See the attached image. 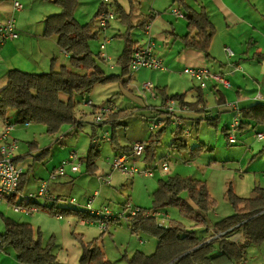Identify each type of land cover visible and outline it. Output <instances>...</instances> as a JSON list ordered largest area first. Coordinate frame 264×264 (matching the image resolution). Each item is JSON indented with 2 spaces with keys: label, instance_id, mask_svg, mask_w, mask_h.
Returning a JSON list of instances; mask_svg holds the SVG:
<instances>
[{
  "label": "rangeland",
  "instance_id": "rangeland-1",
  "mask_svg": "<svg viewBox=\"0 0 264 264\" xmlns=\"http://www.w3.org/2000/svg\"><path fill=\"white\" fill-rule=\"evenodd\" d=\"M111 1L114 3V0ZM118 1L127 11L131 9L130 2L135 3L133 23H137L143 15H147L150 6L153 9L160 10L163 14L172 16L169 7L172 5L173 0ZM18 2L24 10L18 13L15 11L13 19L16 26L28 24L32 31L36 33H43L46 18L61 12V8L54 3V0H18ZM82 2L76 7L74 16L81 24L91 23L94 29L98 26V23L94 21V17L101 4L96 0ZM173 18L175 20V17ZM19 30L23 29L19 28ZM26 31H29L28 28ZM125 31L126 27L119 19L111 21L107 33L113 37L115 42L113 45H106L107 50L105 52L113 48V51H115L116 44L123 46V41L119 35H121L120 32L124 33ZM139 32V29H135L133 33L134 40L139 39ZM20 35H23L22 32ZM102 44H104V41L101 42L95 39L90 42V48L98 54ZM118 58L119 54H115V59L112 62L103 63V68L108 73L121 74L122 67L118 64ZM61 65L69 66L70 60L69 64L68 62H62ZM110 65L115 66L116 69L111 70ZM165 74L167 73L146 69L139 72L131 71L124 77L125 83L118 82L96 86L86 96L85 101L76 108L77 118L82 122V125L72 127L65 124L55 135L48 134L46 127L41 124L31 123L28 128L24 124H16V111L9 110L8 121L14 126L12 136L18 140L19 144L17 152L26 154V160L21 165L27 173V180L22 194L26 195L30 192L37 194L40 184L49 180V174L53 169L59 168L62 161L68 160L71 154L75 153V163L81 166V171L72 174L70 169L67 168L66 176L58 180L60 184L56 185L57 182L49 183V190L53 194L61 193L62 200L59 205L62 207L72 206L85 211V203L92 198L94 200L92 205L94 210L107 207L115 215L124 213L123 207L126 203H131L141 209H152L154 207L153 194L158 189L159 182L161 180L168 181L171 177L179 175L185 178H195L206 183L211 197L216 202L215 210L207 215L210 225L234 214V208L227 199V191L230 187L236 195L242 198L254 197L255 187L264 188V140L259 141L256 137V133L260 130L264 132V128L257 126L259 128L254 129L255 126L244 132L232 129L230 133H233L238 141L236 145H230L223 128L234 124L235 116L233 112L221 111L220 105L218 106L215 99V93H212L209 89L203 90L202 93L206 98V100L204 98V101H207L206 105L209 113L213 116L219 114L217 115L219 117L217 125H209L207 121H202L200 125H192L191 121H187L188 126L186 125L184 128L190 130L191 134L186 135L185 141L188 144V149L182 152L173 151L170 148L176 123L167 125L160 142L155 146L154 158L151 161H145L143 156L137 161L140 165L149 164L146 167L153 171V178L138 174L134 178L127 177L112 169V163L117 153L111 142L103 139L107 132L111 139L110 128H97V135L93 138L95 131L94 108L87 103L91 100L94 105L101 106L104 102L108 104L113 101L114 105L117 104L123 110L138 108L137 114L126 119L125 125L117 129L119 143L122 146H128L130 143L146 142L151 135L150 127L154 123H162V119L167 117L166 114L159 116L155 111V107L160 105L161 99L156 101L152 99V94L156 97L158 88L165 86V84H162L167 81ZM240 75L241 73L235 74L238 77ZM134 76L135 78H133ZM179 76L181 80L191 84H187L182 88L171 85L169 92L173 90L174 94L178 92L181 95L185 92H191L192 94L190 93L186 98L187 100L192 99L199 88L198 84L184 74L183 68L179 71ZM228 79L233 83L232 86L241 88L239 92L243 97L250 95L255 96L258 100L261 99L259 97L261 96L260 91L264 94V84H234L235 78L229 77ZM146 83H152V92L145 88L144 84ZM219 87L222 88L221 91H224V87ZM236 91L237 88H234L232 92L230 91L231 98L225 104L226 108L232 110L231 106H236L235 104L239 101L240 97H237ZM130 95L140 96L148 107L144 108L139 101ZM63 98H66V96H63ZM175 121L173 119V122ZM162 127L163 124L160 125L157 131L161 130ZM93 139L97 141L99 153L95 158V174H88L85 158L88 156ZM95 142L93 143L95 144ZM200 146L203 147L198 151V155L193 157L191 155L192 150ZM45 150H48V153ZM163 162L168 163L169 171L164 172L161 169ZM144 167L141 166V169L144 170ZM95 192H98L97 197H94ZM182 196L186 198L187 194L184 193ZM71 199L76 200L75 206L70 204ZM38 202L43 206L52 205L46 199H39ZM41 210L39 213L26 215L16 212L14 204L0 206V234L5 232L3 219L10 218L20 223L32 225L35 238H40L44 245L50 244L53 247L58 264H78L82 253L80 242L76 238L78 235L83 236L84 242L98 240V244L103 248L107 259L114 264H127L123 256L127 253L130 255L133 251L140 250L146 254H151L155 251L157 245V240L152 236L140 234L137 237L132 235L125 218L112 223L109 226V231L102 235L98 224H90L89 220H87L89 224L84 225L77 216L66 214H63L62 220H58L57 216L49 209ZM161 212L167 214V217H158L157 219L162 226L169 227L172 221H177L183 223L189 229L196 230L200 237L207 232V227H193L191 221L182 217L173 207ZM118 226H120L119 232H115L114 228ZM208 234V237L213 239L211 238L213 234ZM139 238H142L143 242L141 246L137 247L141 240ZM232 240L241 242L243 239L240 235H235ZM245 258L249 264H264V243L251 246ZM0 264L22 263L18 261L15 251L12 248H7L0 251Z\"/></svg>",
  "mask_w": 264,
  "mask_h": 264
},
{
  "label": "trees",
  "instance_id": "trees-1",
  "mask_svg": "<svg viewBox=\"0 0 264 264\" xmlns=\"http://www.w3.org/2000/svg\"><path fill=\"white\" fill-rule=\"evenodd\" d=\"M2 2L3 0H0V5ZM54 3L61 8V12L45 19L43 36L56 37L58 46L70 56V67L63 66L59 70L51 69L47 73L40 74L28 73L18 69L10 70L7 73V85L0 92V120L11 124L8 121V112L15 110L16 124H41L46 127L47 133L51 135L57 134L65 124L72 127L81 126L82 122L78 120L76 114L77 106L85 101L86 96L98 85L125 83L124 77L130 73L132 57L135 51L139 49L138 43L132 40L130 34L133 28L131 13L127 14L118 5L117 9L114 10L116 16L123 24L128 25L129 29L123 36L125 46L118 60L122 72L121 74L108 73L103 68V63L106 61L101 57V53L96 54L90 48V42L98 39L100 31L94 30L91 23L81 24L74 16L80 0H54ZM173 4L178 5L188 22V33L181 38L184 48L200 51L209 57L215 28L206 11L197 12L187 6L184 0H174ZM103 11L108 10L104 5H100L94 21L98 22L97 20ZM153 17V14L147 16L136 27L145 29ZM164 91L163 89L161 92ZM161 97L162 106L156 112L159 116L166 114L167 117L162 119V129L156 133L152 132L148 140L143 142L145 144L143 155L145 161H151L154 158L155 146L160 142L166 126L174 123L173 119H177L165 109L166 102L174 100L178 103L179 108L186 107L196 112L198 105L204 100L202 93L198 95V100L193 103L185 102V95L169 96L164 94ZM92 106L94 108L93 114H96L100 108ZM137 112L138 108L135 107L108 114L102 123H94L93 138L97 135V128H110L112 133L111 144L117 155L129 153L134 144L129 147H122L118 140L117 129L124 126L126 119L136 115ZM241 115L248 122L241 119L238 130L242 131L249 128L250 122L264 126V104L262 103L242 110ZM218 119L217 116L207 121L209 125H217ZM186 130L182 124L176 125L170 146L173 151L182 152L188 149V144L185 141ZM223 132L228 139L229 130L224 127ZM95 141L96 139L92 140L88 156L85 158L88 174H95V158L99 153L98 144ZM201 147L203 146L193 149L191 155L196 157ZM45 151L48 153V150ZM15 163L18 164L16 159ZM24 176L23 174L18 193L9 201L37 206L39 210L49 209L55 216L75 215L80 220L99 221L96 216H91L87 207L83 211L72 206H60L62 199L58 196L53 201L46 199L52 204L50 206L40 205L38 200L41 198L37 197L31 200L28 198L29 194L20 196L19 192H21ZM184 193L187 194L186 198L182 196ZM254 195L252 198H242L236 195L230 187L227 191V199L234 208V214L210 225L207 215L215 210L216 202L211 197L205 182L179 175L171 177L168 181L161 180L158 189L153 194L154 207L152 209L137 207L139 212L136 216L126 218L132 235L138 237L140 234H145L157 240L156 250L152 254H146L139 250L131 256L124 255L123 258L127 264L248 263L245 258L248 249L253 245L264 243V188L255 187ZM70 204L75 206L76 202L70 200ZM170 207L175 208L182 217L191 221L193 227H207L206 234L200 237L196 230L189 229L177 221H172L169 227L160 225L157 221L158 216L152 214ZM120 220L110 221L109 226ZM4 222L5 232L0 234L1 250L12 248L18 261L22 264H58L53 247L50 244L44 245L40 238H35L32 225L20 223L10 218L5 219ZM208 233L213 234L211 237L213 239L208 237ZM235 235H240L243 240L234 242L232 238ZM76 238L79 240L82 249L78 264H114L107 259L106 253L98 244V240L84 242L82 235H78ZM139 239L142 240V238Z\"/></svg>",
  "mask_w": 264,
  "mask_h": 264
},
{
  "label": "crops",
  "instance_id": "crops-1",
  "mask_svg": "<svg viewBox=\"0 0 264 264\" xmlns=\"http://www.w3.org/2000/svg\"><path fill=\"white\" fill-rule=\"evenodd\" d=\"M82 1L85 0H80V3L78 5L82 4L83 3ZM173 1H172V5L169 8L170 9L178 8V5L173 4ZM15 2H18V0H3V2L0 5V24L6 23L10 20H14L13 18L15 15V11L17 13L19 12L14 8ZM184 2L186 3L187 6H189L190 8L194 9L197 12H200L201 10H205L208 16L210 17V21L215 28V35L213 37L209 49V54H210L209 57H207L204 53L200 51L184 48L181 38L186 36L188 33V22L186 21L185 18H178L174 16L170 11L172 16L175 17L174 20V18L171 15L163 14L160 12V10L153 9V7L150 6L149 13L147 15H143L142 18L137 23H133L132 18L134 11L136 9V5L133 1L130 2V7H131L130 11H127L121 5V3H119L118 0H114V3L112 4L113 5L112 8L114 10L117 9L119 5L124 9V11L127 14L131 13V25L133 26V28L130 34L132 40L138 43V47L144 46L147 43L149 37H151V39L155 43V53L163 61V65H165L164 66L165 70L159 71L160 73H167L165 74L167 81L165 83H162L165 84V86L163 87L160 86L158 88L157 90L158 94L156 97H154V94H152V99L154 101L161 99L160 105L155 107V111H157L158 108L162 106L163 101L161 96H163L164 94L169 96L178 95V94L181 95L178 92L174 94L175 92L173 90H170L169 92V88L171 85L174 87L178 86L182 88L184 86H187V84H191L190 82H185L184 80H181L179 76V71L181 70V68H183L184 74L187 77H189L191 80L196 82L199 86L196 95H194V97H192V99L190 100H187L186 96H188L191 92L187 91L188 93L186 92L182 93V95H185L184 97L185 102H189V103L196 102L198 100V95L202 93L203 90L209 89V91L215 93V99L217 101L218 106L220 105L219 108H221V111L233 112V115L235 116L234 121H238L240 123L242 119L243 121L248 122L247 120L244 119V117H242L241 111L246 110L257 103L264 104V94L260 91L259 94L261 95V99L258 100L255 98V96L248 95L246 97H243L239 92L241 88L232 86L231 84L233 83H231L228 78L229 77L235 78L234 84H252V83L264 84V80H262V78H264V0H184ZM151 14H153L154 17L151 20V22L147 25L149 26V30L136 27L140 21H142ZM115 19L116 20L118 19L117 16ZM119 21L121 20L119 19ZM124 25L126 27V31L124 33L120 32L121 35H119L123 41V46L116 44L115 51H113L114 49L113 48L105 52L109 56L111 60L110 62H112L115 59V54L117 55L119 54V58H120L124 50L125 42L123 36L124 34L127 33L129 29L128 25L126 24ZM110 26L111 23L105 31H101L99 29V26L94 28V30L100 31L98 40L101 42L104 41V43H107V45H113L115 42L113 37L107 33ZM17 28L18 30L19 28L23 29V30H19L20 34L22 32L23 35L22 36L20 35L19 39L15 41L7 42L0 51V92L7 85V73L10 70L18 69L28 73L40 74V73H47L51 69L59 70L63 66L70 67V65L69 66L61 65L62 62H68L69 64L70 56L58 46L56 37H44L43 36L44 31L43 33L33 32L28 24L17 26ZM27 28L29 30L28 32L26 31ZM135 29L140 30L138 34L139 36L138 40L133 39V33L135 32ZM226 49L230 50L232 54L227 52ZM105 50H107V48ZM108 52L110 55L108 54ZM99 53H101V50ZM114 67L115 66L110 65L111 70H115L116 68ZM199 67L207 68L210 72L214 74H221L224 77L226 76L227 78L225 77V79H227L230 82L231 88L229 87L230 89H228L224 87L223 89L224 91H221L222 88L216 86L215 83L211 82L208 84L207 88L202 89L199 83L194 78H192L191 76L185 73V70L187 68H199ZM143 70L145 69H141L139 71H143ZM146 70H150V69H146ZM238 73H241V75L239 77L235 76V74ZM133 78H135V76ZM234 88H237L236 91L237 97L238 98L240 97V99L235 104L236 106H231L233 108L231 110L230 108H226L225 104H227L229 98H231L230 91L232 92ZM163 89L165 91L161 92ZM110 96L111 94L109 95V97ZM130 96L133 97L135 100L139 101L144 108L148 107L147 105H145L143 99L140 96L139 97L133 95ZM202 96L203 98H205L203 93ZM109 97L107 96V99ZM206 104L207 101L203 100V103H200L198 105V109H197L198 111L196 112L189 110L186 107L185 108L178 107L177 112L175 114V117L177 119L174 123H176V125L182 124L183 126H186L187 121H191L192 125H200L202 121H207L208 119L215 118L217 115H219L216 114L215 116H213L211 113H209ZM97 107L99 108L110 107L113 108V112L117 110H123L122 108L118 107L117 104L114 105L113 101H110L108 104H105L104 102L101 106H97ZM235 108H237L238 110H236ZM99 110L100 109H98L97 111ZM6 124L7 121L0 120V134L5 129ZM250 124L251 126L247 129H244L242 131L238 129L236 130L239 132H244L248 129H251L252 127L254 128L256 126L254 128L256 129L259 128L257 126H260V125H255L253 122H250ZM30 125L31 124L26 125L25 127L28 128L30 127ZM232 126L233 124L227 127V129L229 130V134L230 131L232 130ZM262 127L264 128V126ZM12 132L10 134V139L17 140L12 136ZM106 134H108V132ZM259 134H262L264 136V132L261 130L256 133L257 136ZM258 140L263 141L264 138ZM132 144L133 143H130V145L128 146H122L121 144L120 145L122 147H129ZM15 157L18 163L17 165L23 168L21 165L24 164L26 160V154L17 152ZM75 159H76V155H75ZM137 161L136 164L140 169L141 166H145L144 167L145 169H150L149 167H146L149 164L140 165ZM63 162L64 161H62V163ZM56 169L58 168H54L53 171L49 174L50 178L48 181L49 183L57 182L56 183L57 185L60 184L58 180L62 177H59L57 180H51V176ZM24 175L25 176L23 178L21 192H19L20 196H26L32 193L30 192L26 195L22 194V191L24 190V185L27 180V173L25 172V170H24ZM96 194H98V192H95L94 197L98 196V195L95 196ZM53 195L58 196L60 199H62L61 193H57V195L54 193ZM87 203L85 204L87 205ZM10 204H19V203L17 201L15 203L9 201V203H5L3 205H10ZM131 205L135 207L133 204ZM40 210L37 213H39ZM57 219L62 220V216H57ZM80 222L84 225L89 224V222L85 220H80ZM90 224H98V223H90ZM119 227L120 226L114 228L115 232H119L118 230ZM104 234H106V232ZM142 242L143 241L140 240V243H138L137 247L139 245L141 246ZM135 252L136 251H133L132 253H130V255L128 253L126 255L131 256V254H134Z\"/></svg>",
  "mask_w": 264,
  "mask_h": 264
},
{
  "label": "built area",
  "instance_id": "built-area-1",
  "mask_svg": "<svg viewBox=\"0 0 264 264\" xmlns=\"http://www.w3.org/2000/svg\"><path fill=\"white\" fill-rule=\"evenodd\" d=\"M100 2L101 5H104L108 11H103L98 18V26L101 31H105L112 20L116 18V13L112 9V1L111 0H96ZM14 8L17 11L23 10V6L19 2H15ZM171 13L178 17L184 18V14L178 8H172ZM146 30H149V26L145 27ZM20 34L16 26V22L14 20H10L6 23L0 24V51L4 45L9 41H15L19 39ZM107 43L101 45V57L106 61H111L110 58L104 53L106 49ZM230 54L231 51L226 49ZM141 69H150L157 71H164L165 67L163 65V61L157 56L155 53V43L149 37L147 43L144 46L139 47L138 50L135 51L131 63H130V71L137 72ZM185 73L194 78L200 85L202 89L208 87V84L213 82L216 86H222L229 88L230 82L224 78L221 74H214L210 72L207 68H187ZM145 88L152 91V84H144ZM261 97V96H259ZM89 105H93L90 101ZM178 103L174 100H169L165 104V109L173 116H175L178 108ZM238 110L237 108H235ZM113 112V108L103 107L100 108L95 115V123L100 124L104 121L105 116ZM29 125V124H27ZM161 123H154L150 127L151 132H155L159 129ZM180 125V124H178ZM240 123L235 121L232 129L236 130L239 127ZM14 130V126L7 122L5 129L0 134V206L9 203L11 197L18 193V188L20 185L21 178L24 174L23 168L19 167L15 163V155L17 150L19 149L18 141L11 140L10 134ZM186 135L190 134V130H186ZM264 136L259 134L257 139H263ZM103 139L107 141H111L108 134H105ZM229 144L235 145L237 144V138L233 133H230L228 136ZM145 152V144L143 142H136L133 145L132 150L129 153H121L118 154L113 163L112 169L122 173L127 177H135V175H142L145 177L153 178L154 173L151 169L141 170L136 161L141 159ZM67 168L70 169L72 173H78L81 171V166L75 163V153L71 154V158L67 161H64L62 165L54 171L51 176V180H57L59 177H63L67 173ZM161 169L164 172L169 171V165L167 162H163L161 164ZM96 194L95 196H97ZM44 198L50 201L56 199V196L51 193L49 190V181H43L40 184L39 191L37 194H29V199L34 200L35 198ZM27 199V198H25ZM71 202H75L74 199ZM93 199H90L86 205L89 209L91 216H96L99 218L98 222L90 223H98V226L102 232H106L109 229V222L112 220H119L122 218H127L128 216H136L139 212L137 207H133L130 203L124 205V213L122 214H113L109 211L107 207H104L97 212H94L93 209ZM14 210L16 212H21L26 215H30L32 213H37L39 208L37 206L27 205V204H14ZM153 216L158 217H166L165 213L157 212L153 213ZM61 218V217H60ZM86 221V220H85Z\"/></svg>",
  "mask_w": 264,
  "mask_h": 264
}]
</instances>
